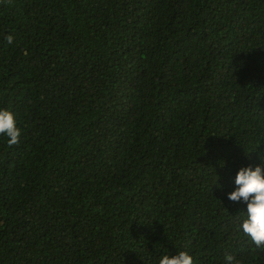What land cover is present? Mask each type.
Wrapping results in <instances>:
<instances>
[{
  "label": "trees",
  "instance_id": "obj_1",
  "mask_svg": "<svg viewBox=\"0 0 264 264\" xmlns=\"http://www.w3.org/2000/svg\"><path fill=\"white\" fill-rule=\"evenodd\" d=\"M0 107V264H264V0H0Z\"/></svg>",
  "mask_w": 264,
  "mask_h": 264
},
{
  "label": "clouds",
  "instance_id": "obj_2",
  "mask_svg": "<svg viewBox=\"0 0 264 264\" xmlns=\"http://www.w3.org/2000/svg\"><path fill=\"white\" fill-rule=\"evenodd\" d=\"M6 40L8 44H12L14 36L9 34ZM0 136L6 137L9 145L17 144L21 136L14 112L4 107H0ZM257 148L246 155L256 152L259 163L239 167L233 179V190L226 195L229 201L246 206L239 212L238 231L257 248H264V153L257 151ZM226 163L224 161L222 166ZM216 185L223 189L219 180ZM224 259L225 264H239L231 254H227ZM158 264H194V260L189 252L179 251L175 255H161Z\"/></svg>",
  "mask_w": 264,
  "mask_h": 264
}]
</instances>
